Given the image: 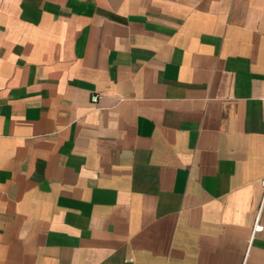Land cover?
I'll return each instance as SVG.
<instances>
[{
    "label": "crops",
    "instance_id": "1",
    "mask_svg": "<svg viewBox=\"0 0 264 264\" xmlns=\"http://www.w3.org/2000/svg\"><path fill=\"white\" fill-rule=\"evenodd\" d=\"M263 178L264 0H0V264H264Z\"/></svg>",
    "mask_w": 264,
    "mask_h": 264
},
{
    "label": "built area",
    "instance_id": "2",
    "mask_svg": "<svg viewBox=\"0 0 264 264\" xmlns=\"http://www.w3.org/2000/svg\"><path fill=\"white\" fill-rule=\"evenodd\" d=\"M97 97H98L97 95H92L90 99L92 102H96ZM261 185H262V188L264 190V178L261 180ZM260 210H261V205L259 206L257 213L253 219L250 237H252L254 233L260 232L262 230V225L259 222Z\"/></svg>",
    "mask_w": 264,
    "mask_h": 264
}]
</instances>
